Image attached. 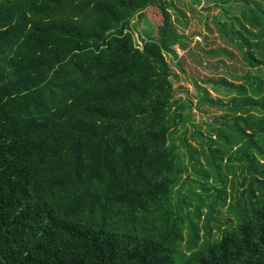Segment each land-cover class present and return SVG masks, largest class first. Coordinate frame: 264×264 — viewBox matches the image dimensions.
<instances>
[{"label": "trees", "instance_id": "obj_1", "mask_svg": "<svg viewBox=\"0 0 264 264\" xmlns=\"http://www.w3.org/2000/svg\"><path fill=\"white\" fill-rule=\"evenodd\" d=\"M168 6L0 0V264H264V169H252L254 153L264 157V118L224 122L243 141L239 160L252 175L230 206L235 224L218 225L215 239L207 226L198 248L199 206L173 208L186 168L176 167L168 145L172 119L180 117L164 55L175 58L171 47L180 42ZM141 21L150 32L137 43L134 23ZM249 25L222 30L247 66L234 80L249 81L258 96L263 82L250 68L264 61L253 32L262 27L252 15ZM220 80L209 82L247 92ZM231 103L234 113L264 110V99ZM211 155L222 161L219 150ZM221 202L216 191L208 207ZM183 243L191 253L177 263Z\"/></svg>", "mask_w": 264, "mask_h": 264}, {"label": "rangeland", "instance_id": "obj_2", "mask_svg": "<svg viewBox=\"0 0 264 264\" xmlns=\"http://www.w3.org/2000/svg\"><path fill=\"white\" fill-rule=\"evenodd\" d=\"M168 7L174 35L180 41L171 47L176 54L175 58L164 54L171 70L173 99L180 107L177 110L180 117L174 119L172 116V137L169 138L168 145L177 155L176 167L186 168L180 174L179 200L174 191L172 203L174 209L180 203L185 211L199 206L201 217L197 222V231L200 248L208 239L207 226L211 228L210 239H215L222 232V227L219 230L218 225L224 222L235 224L230 206L237 201L242 190L248 188L247 182L252 176L247 165L239 160L243 141L224 122H234L237 116L248 120L264 118V110L234 113L230 109L232 99L237 103L246 97L264 99V61L258 67L250 68L251 75L263 82L262 94L254 96L249 81L234 80L247 66L242 52L228 40L222 28L237 31L241 26L249 27L252 15L253 22L262 27L253 32L264 43V0H169ZM143 30L150 32L145 22L134 23L137 43L146 39ZM218 62L224 65H218ZM225 72L234 76L230 78ZM222 77L228 82L233 81L236 86H246V94L235 89L228 91L222 85L215 88L209 82L214 80L220 83ZM204 98L219 102L223 107L210 105ZM236 124L238 127L243 126L241 121ZM218 129L222 130V138L216 134L215 130ZM224 138L231 143H227ZM214 150H219L222 161L213 160L211 151ZM254 157L252 169L257 175L264 169V157L255 153ZM202 186L208 191H204ZM216 191L222 193V200L225 202L211 210L208 205L215 202ZM191 192L199 194L205 205L201 207ZM185 204L190 207L186 208ZM191 217L196 219L193 214ZM210 217L212 219L208 220ZM183 234L187 238L188 224L183 227ZM190 253L187 244L183 243L173 257L180 263Z\"/></svg>", "mask_w": 264, "mask_h": 264}]
</instances>
